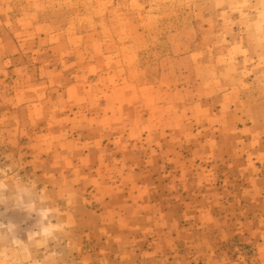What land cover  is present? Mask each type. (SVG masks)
<instances>
[{"label":"rangeland","instance_id":"obj_1","mask_svg":"<svg viewBox=\"0 0 264 264\" xmlns=\"http://www.w3.org/2000/svg\"><path fill=\"white\" fill-rule=\"evenodd\" d=\"M0 264H264V0H0Z\"/></svg>","mask_w":264,"mask_h":264}]
</instances>
